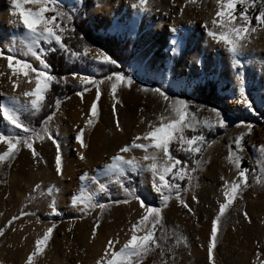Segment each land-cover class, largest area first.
Wrapping results in <instances>:
<instances>
[{"label": "rangeland", "instance_id": "1", "mask_svg": "<svg viewBox=\"0 0 264 264\" xmlns=\"http://www.w3.org/2000/svg\"><path fill=\"white\" fill-rule=\"evenodd\" d=\"M61 1L81 4L83 0ZM94 1L90 15L95 30L110 31L133 42L134 56L128 64L130 75L127 76H131L134 83L131 87L121 86L113 98L110 82L105 77L101 79L104 83L101 85L99 101L96 100L94 87L85 92L83 98L77 93L71 95L55 112L49 127L61 142L63 175L49 169V165L55 163L56 147L47 138L34 143V148L40 154L38 157H33L32 150L27 147H21L13 162L0 164V229L4 230V235L0 236V264H26L29 254L35 249L36 239L53 224L55 228L48 247L35 258V264H96L110 239H119L120 244L116 247H121L123 241L125 243L130 238L129 229L144 214V209L137 199L115 204L102 213L98 207L82 210L85 204H74V198L81 193L85 199L91 194L92 202L97 204L108 198H124L134 191L133 186L126 191V188L113 182L114 175L94 184L91 178L97 174L83 170L85 165L84 160L79 158L80 154L85 156L89 144L96 140L101 143V137L111 139L118 136L126 145H131L137 136H143L150 130V123L159 124L161 113L168 114L165 112L167 103L159 95L141 89L161 88L170 97L185 100L180 92H191L205 80L218 83L232 111L227 112L218 107L204 110L195 103V109L189 110L196 115L199 124L213 131L214 137L210 140L204 138L200 145L202 153L195 160V167L197 160L201 163L197 171L192 173L193 179L191 183L188 181L184 195H181L188 207H184L173 193L168 206L163 208L169 236L163 259L168 264H211L208 251L210 234L219 205L224 202L225 181L234 180L238 175V171L226 159L229 155L228 146L241 133H246L241 155L242 167L249 169L250 186L228 209L226 230L213 256L216 264H261L264 261V183H257L254 178L264 176V159H261L258 151L259 146L264 145V28L253 33L243 52L235 55L228 51L226 45L208 35L218 8L216 0H196L195 3L190 0H149L151 11L145 21L147 39H143L144 36L137 33L133 26L109 20L106 16L110 8L108 5L115 0ZM12 7V0H0V49L5 50L6 55L15 53L38 67L39 62L34 57L24 54L26 30L16 23L18 17L13 15ZM98 8L105 14H99ZM256 8L250 9L252 17ZM206 23L208 27H205ZM174 37L179 39L175 45ZM42 47L45 50L59 48L55 43H43ZM91 49L92 53L86 57L89 60H93L91 55L96 50H101ZM66 56L69 61L77 59L69 53ZM0 73H4L0 76L2 105L10 95H6L4 88L8 87L9 93H12L13 81L17 77L12 75L6 59L2 57ZM64 80L78 88L84 86L73 74L66 75ZM153 82H158V85ZM241 85L252 101V108L240 102ZM27 87L31 90L34 84L28 83ZM94 102L97 104L98 118L94 126L85 127ZM212 109L221 112L228 122L227 128L204 124L206 119L215 123ZM247 126L252 127L250 134ZM81 128L85 129L84 142L88 149L75 139ZM17 131L0 115V133L15 135ZM94 136L96 138L93 140ZM141 142L147 143L136 141ZM6 148L5 144H0V152ZM148 151L152 152L153 149ZM145 154L143 149L133 148L123 156L126 159L135 158L146 165L150 161L142 160ZM70 160H78L80 166L78 163L73 166ZM71 166L75 167L73 171L65 172ZM135 172H140L142 177L143 186L138 189L139 194L144 195L141 199L146 204L151 199L161 206L162 197L155 191L153 174L147 170H128L127 175ZM85 173L89 179L82 180ZM169 179L173 184L180 181L173 177ZM106 182L111 183L108 190L101 189L100 185ZM37 184L41 185L40 190H35ZM50 187L56 189L51 195L47 193ZM53 199L56 203L55 212L50 207ZM22 212L29 215H21ZM14 216L20 218L9 226L8 222ZM155 251L161 252V249ZM143 264H154L152 253L144 259Z\"/></svg>", "mask_w": 264, "mask_h": 264}, {"label": "snow or ice", "instance_id": "2", "mask_svg": "<svg viewBox=\"0 0 264 264\" xmlns=\"http://www.w3.org/2000/svg\"><path fill=\"white\" fill-rule=\"evenodd\" d=\"M195 3L196 0H190ZM218 5L215 16L213 17L211 24L212 28L209 29L208 35L211 36L219 43H223L227 46L229 52L239 55L243 52L247 42L250 40L253 33H256L258 29L264 28V0H260V7L258 14L255 16V25H253V17L250 15V9L257 7V0H216ZM13 15L18 17L16 23L22 26L27 35L24 37L23 46L26 49L25 55H30L39 62V66H34L32 62L26 59L20 58L15 53L9 52L5 54V50L0 49V57L6 59L7 66L11 70L12 75L17 79L13 81V87L17 88L20 82V76L22 75L27 79L28 83L34 84L31 90L24 91L22 96L28 99L21 101L20 97H10V103L0 105V115L3 116L13 127L22 130L24 133L21 135H4L0 133V144L7 146L6 150L0 152V164L5 162H11L20 151L21 147H27L32 150L33 157H38L40 154L34 148V143L37 140L43 141L45 138L51 140L56 147L55 165L59 175H63V157L61 152V142L57 136L53 135L52 129L49 127L50 122L55 116L53 112L48 116L40 129L32 128L25 124L21 119L22 113L25 110L32 111L33 113L39 112L44 107V101L46 94L50 90V86L53 82L59 83L60 81L51 74V66L47 63L46 53L55 51V48H49L45 50L42 47L43 43L52 45L55 43L64 52L69 53L73 57H88L92 53V49L88 46H84L82 51H73L65 43V34L74 29L69 28L67 22H71L73 16L67 12L61 10L59 6V0H12ZM26 5H32L33 7H26ZM238 6H240L238 8ZM133 8L138 9L140 12H150L149 0H137L132 5ZM205 27H208L207 23ZM177 41H173V44H177ZM91 59L102 62L104 64H117V61L113 59L107 53L96 50L91 55ZM239 63V61H237ZM4 73H0V76ZM77 76L82 85H92L96 88V100H100L101 85L104 83L102 80H96L91 76H79V74H73ZM11 79V77H9ZM110 82V90L113 98L116 97L117 91L121 86L131 87L134 81L131 76L125 75L123 72L112 73L105 78ZM89 87H84L83 90L77 93L83 98L84 93L90 91ZM142 91H151L159 95L166 103L167 107L165 115L161 113L159 116V124H149V131L143 134V136H137L135 141L131 145H125L120 149V153H126L133 148L143 149L145 155L143 161H150L148 164H142L141 161H137L135 158L126 159L125 156L120 153L111 157V162L105 165L102 170L105 175H114L117 183H123L122 177L126 178L128 170L132 171H150L154 176L155 191L161 194L162 205L159 207L147 205L143 199L139 196H135L134 193H129L130 196L139 200L140 206L144 209V214L140 219L132 224L129 229L131 235L130 238L123 243L121 247L117 249L116 245L120 244L119 239H110L104 250V254L96 261V264H143L144 259L156 249H161V264H168L163 259L165 251V230L163 227V208L168 206V202L175 193L176 199L180 201L184 207L188 205L184 202L181 196V186L179 183L173 184L169 177H173L177 180L187 179L191 183L193 176L192 173L197 171V167L201 161L197 160V167H188L186 161H181L173 155L171 147L173 143L178 145L179 151H185L188 153H201L202 147L200 146L204 137L202 135L187 136L186 130H196V125L200 123L196 115L189 111V102L183 99L170 97L166 91L161 88H143ZM241 97V103L246 104L249 108L253 107L252 101L248 98L245 87L243 85L239 88ZM61 101H56V111H59ZM215 114V123L210 120H205L204 124L208 127H221L227 128L228 122L217 109H212ZM98 118L97 104L94 102L90 108V114L87 118L85 127L94 126L96 119ZM243 125V122H241ZM241 125H237L240 127ZM119 128V124L117 123ZM248 127V134L251 133L252 127ZM85 129L81 128L75 139L79 144L87 148L88 145L84 142ZM246 133H241L237 136L232 143L229 144V155L226 157L229 163L238 171L236 179L231 181H225L224 185V202L219 205L218 214L213 221V227L210 234L209 245V259L211 264H216L213 253L217 246L218 233L220 231L222 218L231 208L236 199L242 194L243 190L250 185L249 181V169L242 167L243 157L241 153L244 151L243 141ZM136 141H147V143ZM233 144L235 148H233ZM149 149H153L149 152ZM258 151L261 154V159H264V145H260ZM81 160L85 159L83 154H80ZM264 171V168H262ZM82 180L89 179L88 174L85 173L81 177ZM93 181L95 177L91 178ZM222 179H224L222 177ZM257 183H264V176H258L254 178ZM101 189L105 186L100 185ZM41 185L37 184L35 190H40ZM128 191L127 189H125ZM56 189L50 187L47 189V193L51 195ZM43 195V191H41ZM129 200L115 201L114 203H129ZM74 204H85L86 210L89 208L98 207L101 210L106 208L105 204H95L92 202V196L89 194L85 199L83 193L77 195L74 200ZM50 207L53 212L56 211V203L53 199ZM189 211L191 209L189 208ZM21 215H29L27 212H22ZM245 217L248 216L247 212L244 213ZM20 217L14 216L12 220L8 222L10 226L13 221ZM98 226V225H97ZM52 227L46 229L44 234L38 237L35 241V249L29 254L26 264H35V258L42 255L52 237ZM4 235V230L0 229V236ZM96 231L93 230V238H95ZM259 256V253L257 254ZM264 264V261H261Z\"/></svg>", "mask_w": 264, "mask_h": 264}, {"label": "trees", "instance_id": "3", "mask_svg": "<svg viewBox=\"0 0 264 264\" xmlns=\"http://www.w3.org/2000/svg\"><path fill=\"white\" fill-rule=\"evenodd\" d=\"M94 0H83L81 4L77 3H66L59 0V6L61 10L67 12L73 16L71 22H65L69 25V28L74 29V31H69L65 34V43L73 51H82L83 47L86 45L89 48H99L103 52L110 55L113 59L117 61V65H106L103 63L97 64L93 60H89L86 57L77 58L74 61H69L66 53L60 49L55 48V51L46 53L47 63L51 66V74L55 76L60 82H53L50 86V90L46 94V99L44 101V107L36 113L32 111H26L22 113L21 119L25 124L31 126L32 128L40 129L44 122L47 120L53 112H56V101L59 99L61 101L60 106L65 100H67L71 95L79 93L83 90L84 87H89L90 89L94 88L92 85H84L83 87H76L71 83H67L64 80L66 75L75 74V73H85L96 80H101L112 73L123 72L126 75H130L128 71V64L130 63L132 57L134 56V45L131 39L122 38L119 35H116L110 31L95 30L91 23L90 10L94 7ZM260 7V0H257V8L253 15V23H256L255 16L258 14V9ZM158 85V82H153ZM219 85L214 80H205L202 83L196 85L191 92H180V94L189 102V110L195 109L194 103L200 106L202 109H207L209 107H218L227 112H231L232 109L226 102V97L221 94ZM59 106V108H60ZM187 136L191 137L193 135H202L205 139H213V131L207 129L205 126L199 124L196 126V130L192 131L191 129L186 130L185 133ZM15 135L23 136L24 133L22 130L18 129ZM172 153L181 161H186L188 167H195V160L201 156V153L188 154L185 151H179L178 145L173 143L171 147ZM17 156V155H16ZM15 156V158H16ZM14 158V159H15ZM14 159L11 161L13 162ZM10 162V163H11ZM246 165V164H245ZM123 183H117L116 179L113 178V182L121 185L124 188L134 187L132 193L135 196L144 197V195L139 194L138 189L143 186L142 177L140 172H135L134 174H128L126 178H121ZM249 182V181H248ZM188 180H180L179 185L181 186V195H184V190L187 187ZM110 182L104 184V189L108 190L110 187ZM135 198L133 196L127 195L124 198H108L104 199L97 204H105L106 208H110L115 204V201H132ZM147 205L159 207L156 202L151 199L147 200ZM105 208V209H106ZM101 210V213L105 210ZM229 211L222 218L220 231L218 233V241L220 242L221 238L224 235L227 226V217ZM163 227L165 230V248L168 247V228L163 216ZM48 247V245H47ZM153 263L161 264L160 252L153 251Z\"/></svg>", "mask_w": 264, "mask_h": 264}, {"label": "bare ground", "instance_id": "4", "mask_svg": "<svg viewBox=\"0 0 264 264\" xmlns=\"http://www.w3.org/2000/svg\"><path fill=\"white\" fill-rule=\"evenodd\" d=\"M113 2H114L113 4L109 2L110 4L108 5L110 8L106 16L109 17V20L113 23L121 22L126 25L133 26V28L137 30V33L142 34L144 36L143 39H147V37H145L146 30H147L145 21L149 17V12H140L138 9L133 8L132 5L136 3L137 0H134V1L133 0H115ZM97 12L101 15L105 14L102 10L100 11L99 8L97 9ZM177 17L181 18V16H177ZM25 34H27V32H25ZM174 40H176L179 43V39L177 37L176 38L174 37ZM27 86H28V83L26 79L20 76L19 86L17 88H14L12 93H9L8 87L4 88V90H6V95L8 94L10 95L2 102V105L9 104L10 97H13V96L20 97L21 101L28 99L22 96V93L24 91L29 90ZM95 138L96 137L94 136L93 140ZM100 140H101V143H99L96 140L89 144V149L86 148L88 150L85 153V159H83L84 165H85L83 170L85 172H95L97 174V176L95 177L96 180L94 181V184H99L109 179L111 176H113V175L111 176L105 175L102 170L104 169L105 165L111 162V157L120 153V149L126 145L125 141L123 139H120L118 136L113 137L111 139H106V138L101 137ZM120 154L124 155L125 153H120ZM70 161H71V164H73V166L78 163V160L77 161L70 160ZM49 166H50L49 167L50 170H52L55 174H58L55 163ZM78 166H80V163H78ZM99 167H102V168H99ZM74 168L75 167L71 166L67 168L65 172L73 171Z\"/></svg>", "mask_w": 264, "mask_h": 264}]
</instances>
